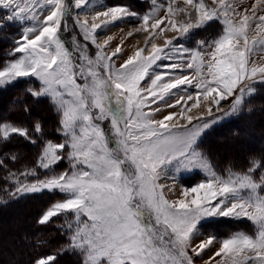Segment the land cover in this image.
Masks as SVG:
<instances>
[{
    "label": "snow or ice",
    "instance_id": "obj_1",
    "mask_svg": "<svg viewBox=\"0 0 264 264\" xmlns=\"http://www.w3.org/2000/svg\"><path fill=\"white\" fill-rule=\"evenodd\" d=\"M151 3V11L139 17L136 29L149 33L145 47L116 68L112 61L120 46L110 55L104 53L111 37L104 47L97 45L95 58L75 41L70 51L61 38L62 22L67 30L72 8L87 9L90 0L74 4L71 0H0L3 18L29 24L9 53L20 55L0 69V87L34 77L40 86L27 91L37 99L50 100L60 117L58 131L63 137L61 143L44 140L41 146L36 167L45 171V179L16 180L13 195L62 194L63 199L51 205L38 223L47 225L54 217L64 216L68 242L59 254L70 252L80 264H195V257L202 258L216 243L218 250L205 264L214 260L216 264H264V154L250 157L245 168L237 169L229 162L219 172L198 146L201 135L223 118L213 117V107L219 111L221 101L234 96L224 116L241 112L245 97L257 91L254 85L264 84V0H254L243 10L237 0H212L214 7L205 0H182L183 6L179 0H168L163 17L158 14L165 6L158 0ZM181 15L185 19H177ZM128 16L138 14L115 6L95 12L91 25L79 16L76 24L84 39L96 45L97 29L102 27L96 21L104 17L106 27ZM213 20L222 25L217 37L197 41L194 49L180 42ZM166 31L178 36L158 46L155 39ZM76 51L79 56L74 58ZM184 67L194 70L192 79L168 71ZM193 79L199 90L195 97L188 94L166 104L175 107L193 101L179 112V119L186 123H177L174 114L153 119L159 108L145 111L172 89L193 86ZM202 104L211 119L188 115ZM33 130L43 140L39 122ZM13 136L37 143L27 128L0 121V143ZM65 159L68 170L57 173L56 165ZM197 169L205 179L183 188L182 198L170 201L161 180L175 181L181 172ZM20 175L26 180L36 177L37 171L26 169ZM213 217L245 219L252 232H234L219 240L209 235L194 243L200 235L198 225ZM56 259L48 255L33 264H55Z\"/></svg>",
    "mask_w": 264,
    "mask_h": 264
},
{
    "label": "rangeland",
    "instance_id": "obj_2",
    "mask_svg": "<svg viewBox=\"0 0 264 264\" xmlns=\"http://www.w3.org/2000/svg\"><path fill=\"white\" fill-rule=\"evenodd\" d=\"M112 1L116 2L114 5L111 4ZM72 4H74L75 0H71ZM158 3L161 5H164L165 7L161 9L159 12V16L163 17L166 14V6L168 3V0H158ZM205 3L209 7H214L215 5L212 4V0H205ZM252 3H254V0H244L243 4H239V0H237L238 8L239 10H243L245 7H249ZM90 7L87 9H76L72 8L71 10V15L67 17V30L64 29V23L62 22L61 26V38L63 42L65 43L66 47L71 51L74 48V41L77 42L81 48L85 49L87 54L91 56L92 58H95V53L97 51V45L104 47V43L106 40H108L109 37L112 39L108 41V44L106 47H104V53L106 55H110L117 46H120L121 52L117 54L116 57H113V63L116 68H119L121 64L124 63V61L131 55L134 54V52L138 48L145 47V40L148 37L149 33H145L143 31H136L137 28L140 27L141 20L139 17H142L143 15L147 14L148 12L151 11L152 9V3L151 0H90ZM115 6H124L127 7L131 12L137 13L138 16H128L124 17L121 20L114 21L110 24H108L106 27L103 26V21L104 17H101L100 20L96 21V23H101L102 27L100 29H97V34H96V45H93L90 40L86 41L84 39V34L81 31V29L77 26L76 24V19L79 16V19L81 22L85 18H87L89 25H91L92 21V15L95 14L97 11H105L109 7H115ZM179 6H183L182 0H179ZM47 14V10L44 11L42 15L39 16V21L42 22L44 19V15ZM251 14V13H249ZM5 16V13L3 11H0V24L3 26L0 27V30L4 29L8 24H13V25H19L21 34L23 27L29 26V24L26 22L24 25H21L19 23H15L13 21H9L6 18H3ZM177 19H185L182 15L177 17ZM166 27V25L161 26ZM222 30V25L216 21H209L206 26L193 30L194 34L191 36L189 40H182L181 43H183L184 47L189 48V49H194L197 47V41H210L213 38L217 37ZM131 33V35H129ZM175 36H178L177 33L171 32V31H166L162 37H158L155 39V43H157L158 46L163 47L164 46V39H171ZM176 41H174L175 43ZM167 51V50H166ZM147 54V50L145 52ZM20 54L17 53L15 56H13L11 59H9L7 62L16 59ZM79 56V51L74 52V58ZM6 62V63H7ZM5 63V65H6ZM158 63H179V61H161ZM4 65V66H5ZM2 69V68H1ZM159 71H165L164 69H160ZM170 71L174 76H180V75H188L190 79L194 77V70L193 69H188L186 67L184 68H177V69H171L168 70ZM168 79V77H166ZM23 80H28L27 84V89L32 87V88H39V82L35 80L34 77H24V78H19L17 81L13 82L16 83L18 81H23ZM36 82V84L34 83ZM145 82H142V86ZM11 83V84H13ZM9 84V85H11ZM7 85V86H9ZM195 80L193 79V86L189 85H181L180 88L177 89H172L171 92L165 97L163 101H159L158 103H153L151 105V108L145 109V111H151L152 109L159 108L160 110L155 112L153 115V119L160 120L163 119L165 116L169 114H174L176 117V122L179 124H184L186 121L180 120L179 119V112L182 107H187L191 106L193 101H186V104L184 101L181 102V104H176L175 107H167V103H172L175 104L176 100L179 99L181 96L187 97L188 94H192L194 97L198 93V89L195 88ZM261 85L260 83L255 84V88L257 91L255 93H258L259 90H261ZM7 86L0 87V88H6ZM260 87V88H259ZM27 89L25 92H28ZM236 94H239V89H237ZM254 95V94H253ZM251 95V96H253ZM250 96V97H251ZM33 97V96H32ZM41 98H46V97H41ZM48 99V98H46ZM249 99V96H246L244 99V105L246 100ZM49 100V99H48ZM234 100V96L228 97L226 100L221 101V108L219 111L216 110L215 107H213V117H223L220 119L216 124L212 125L208 130H206L201 137L198 140V146L199 149L202 150L205 153V148L200 147L202 144L203 140H205L204 145H206V148H209L211 146V141H215L216 137L215 135H211L210 132L213 131V129L220 123L224 121L231 120L232 118L236 117L239 115L241 112L235 113L230 116H224V113L227 112L232 105ZM50 102V100H49ZM207 102H203V104H206ZM51 104V102H50ZM203 104L200 108H195L191 113H188V115L195 116L197 114L204 115L205 119H211V117H208L206 112H204ZM52 105V104H51ZM29 107V105H28ZM53 107V106H52ZM30 108V107H29ZM54 109V107H53ZM244 109V106H243ZM55 110V109H54ZM56 112V110H55ZM57 113V112H56ZM58 114V113H57ZM59 116V115H58ZM60 119V117H59ZM3 122L7 123H12L17 126H22L26 127L25 124L19 125L15 120H3ZM197 121H194L196 123ZM28 129V128H27ZM30 134L33 136V138L39 140V136L34 132V130H29ZM60 135V141L59 142H54V143H61L63 142V137L62 134L59 132ZM250 139H247V136L244 135L243 142L240 144L238 147L235 144H232V140H227L225 142V145L227 147H234V150L228 151V149L221 148V151H224V153L230 152L229 154L234 153H240V154H245L251 150V148H256L258 145L262 144L264 142V136L261 132H252ZM218 136V135H217ZM256 139V141H252L253 139ZM258 139V142H257ZM249 140V141H248ZM247 141L248 145H246L244 142ZM224 145V146H225ZM41 152V148L39 151V154ZM38 154V155H39ZM206 154V153H205ZM221 154H219L220 156ZM232 156V155H229ZM13 155L10 157V161L12 162ZM208 157V156H207ZM209 158V157H208ZM210 160V159H209ZM215 160V159H214ZM38 160L36 161L35 165L29 167H23L17 170H11L8 174L4 176L6 184L3 183V195H0V205L5 204L6 202L12 201V200H17L20 199L24 196L28 195H34V196H40L42 195V200H33L32 205L33 208L31 207L32 211L31 214L28 213L26 214V219L28 220L27 225L28 227H31V219H34V222L36 221V225L39 224L38 220L42 216V214L55 202L60 201L63 199L62 194L58 192H48V191H43L40 193H30V194H15V181L16 180H21L26 183L28 182H35L36 179L43 180L45 179V171L43 169H40L37 166ZM213 165V164H212ZM214 166V165H213ZM68 161L62 160L59 162L58 165L55 167V171L57 173L66 171L68 170ZM215 167V166H214ZM31 168H36L37 171V176L36 177H28L26 180L23 176L20 175L21 172L25 171L26 169H31ZM217 170V169H216ZM224 170V169H223ZM223 170L219 172H223ZM15 173L16 176L15 178H11V174ZM185 179V183L181 181V179ZM205 179V176L202 172H200L198 169L193 170L191 172H181L178 175V178L173 181L172 179H162L161 183L165 185V195L170 201H175L177 199L182 198L181 193L183 188L185 187H191L195 186L197 183L203 181ZM33 199V198H31ZM31 199L29 201H31ZM41 201V202H40ZM44 208L40 209V205H42ZM41 203V204H40ZM33 211L35 213L33 214ZM19 213V211H17ZM27 213V212H25ZM7 214V213H6ZM22 215V214H21ZM18 219L20 222V213L19 215L17 214H10L8 215H2L1 220L4 221L5 224H9L14 221V219ZM22 218V217H21ZM10 220V221H9ZM53 221V222H52ZM48 223L52 224L50 227L46 228V225H43L42 228H35L37 229L36 234H34V242L32 243L34 246L36 245H44V247H39L35 248V252H33V249L31 248V251L33 253H30L26 257V261L24 260L23 264H33L34 260L39 258V257H44L48 255H56L57 259L55 261V264H61L62 260L67 262L68 259L66 256L72 254L70 252H64L61 256L59 254V250L67 244L68 242V235H67V229L62 227L65 223L64 216H58L54 217L53 220ZM18 222V223H19ZM33 224V223H32ZM198 228L200 230V235L197 238V240L194 243H199L201 240L205 239L209 235H213L217 237V239H223L228 236H230L234 232H239V231H244L251 233L252 232V225L250 222H248L245 219L241 220H235L231 218H225V217H213V218H207L204 221H201V224L198 225ZM4 233V230H3ZM55 233V235H54ZM36 237V238H35ZM63 241L61 242V240ZM38 241V242H36ZM47 242H56L58 245L50 246ZM4 243V242H1ZM49 248V249H47ZM219 244L216 243L214 246L210 247L209 249H206L201 255V257H195V264H205L206 261H209L210 258L213 256V254L218 250ZM191 255V252H190ZM76 256V255H75ZM78 259L79 257L76 256ZM219 257H216V260H219ZM71 261V260H70ZM21 263V262H20ZM212 264H216V261H212Z\"/></svg>",
    "mask_w": 264,
    "mask_h": 264
},
{
    "label": "trees",
    "instance_id": "obj_3",
    "mask_svg": "<svg viewBox=\"0 0 264 264\" xmlns=\"http://www.w3.org/2000/svg\"><path fill=\"white\" fill-rule=\"evenodd\" d=\"M115 3L116 2L112 1L111 4L114 5ZM20 36L21 30L19 25L8 24L3 30H0V69L13 57L10 56L9 53L14 48L15 42ZM28 82V80L18 81L6 88H0V121L12 119L19 125L25 124L28 130H33V125L39 122L43 129V140L39 138L36 144H32L22 137L13 136L10 141L0 143V161H2V163H0V195H3V183L6 184L4 178L6 174L11 172V170H17L23 167L30 168L35 165L44 140H50L52 142L60 141L58 114L55 112L48 99H37L32 97L29 92H25ZM34 83L36 84V82ZM260 89L258 93H255L246 100L244 109L239 115L231 120L218 124L213 131L210 132L211 135H215L216 139L215 141H211V146L209 148H206V145H204L206 139H204L200 145V147L205 148L206 155L217 170H223L229 162L237 169L245 168L250 157L264 154V142L256 148H251V150L245 154H240L238 152L229 154L230 152H227V150L226 153L220 150L221 148L228 149V151L231 149L234 150V147H227L225 142H227V140H232V144L238 147L243 143L241 139L243 140L244 135L247 136V139H250V134L252 132H261L264 136V84L261 85ZM40 107L42 110H39L41 109ZM249 109H251V111H249ZM252 141H256V139L254 138ZM244 143L246 145L250 144L247 141ZM219 154L221 155L219 156ZM12 155L16 156L17 159L11 162L10 157ZM185 179L186 178L181 179V181L185 183ZM42 198V195H28L0 205V264H23L24 260H27L26 257L30 253L35 252L34 247L38 248L36 246L39 245L34 246L32 244L34 242V234H36L37 231L35 228H42L43 225H36V221L34 222V219H31V227H28L25 222L28 221L26 219V214H31V207L33 208L34 205H32V201L42 200ZM30 199L31 201H29ZM42 208H44L43 202L39 210ZM17 211L20 213V222L16 218L9 224H5L4 221L1 220L2 215L9 216L13 213L19 215ZM34 213L35 211H33V214ZM51 225L52 224H47L46 228ZM62 241L63 239L61 242ZM47 243L50 246L58 245L56 242ZM44 245L39 247H44ZM66 257L71 261L68 260L65 262L62 260L61 264H80V260L75 255L70 254Z\"/></svg>",
    "mask_w": 264,
    "mask_h": 264
},
{
    "label": "bare ground",
    "instance_id": "obj_4",
    "mask_svg": "<svg viewBox=\"0 0 264 264\" xmlns=\"http://www.w3.org/2000/svg\"><path fill=\"white\" fill-rule=\"evenodd\" d=\"M41 108V107H40ZM44 108V107H43ZM39 110H42V108L41 109H39ZM44 111V110H43ZM41 112V111H40Z\"/></svg>",
    "mask_w": 264,
    "mask_h": 264
}]
</instances>
